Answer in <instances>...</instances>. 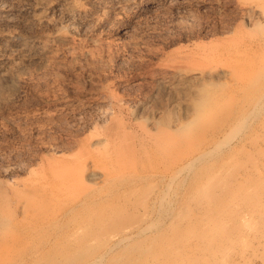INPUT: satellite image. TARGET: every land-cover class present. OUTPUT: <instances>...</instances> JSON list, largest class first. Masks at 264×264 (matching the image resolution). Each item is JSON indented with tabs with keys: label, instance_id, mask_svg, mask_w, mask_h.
<instances>
[{
	"label": "rangeland",
	"instance_id": "rangeland-1",
	"mask_svg": "<svg viewBox=\"0 0 264 264\" xmlns=\"http://www.w3.org/2000/svg\"><path fill=\"white\" fill-rule=\"evenodd\" d=\"M34 1L0 0V48L17 34L46 50L0 78V264H130L143 251L169 264L154 232L176 221L182 238L207 170L264 189V0H41V22ZM237 251L234 264H264L248 236Z\"/></svg>",
	"mask_w": 264,
	"mask_h": 264
},
{
	"label": "bare ground",
	"instance_id": "bare-ground-1",
	"mask_svg": "<svg viewBox=\"0 0 264 264\" xmlns=\"http://www.w3.org/2000/svg\"><path fill=\"white\" fill-rule=\"evenodd\" d=\"M31 7V20L36 22L48 20L47 11L44 10L46 5L43 1L35 0ZM254 11L260 15L264 14L263 10ZM14 35L17 36V34ZM14 35L2 34V36L8 38V47L0 48V78L3 79L13 75L15 71L21 68L23 59L32 58V55H36V53L44 54L46 51L44 46L39 42L32 46L30 45V38L24 36L14 38ZM262 42L264 43V38ZM255 100L256 99L254 98V101ZM213 104H217L216 100L213 101ZM244 114V109H239L237 110L236 118L241 117ZM200 117L203 118V116ZM201 124L195 120L182 124L180 129L182 128L183 136H185V139L183 138V140L192 143L193 140L196 139L193 132L199 129ZM195 136L197 137V135ZM224 140L227 141L228 139ZM217 143L218 141H216L208 151H215L219 147ZM204 153L205 151L202 149L197 151L194 153L195 155H191L192 157L190 156L191 158H188V160H183L184 162L179 166V169H177L180 172L182 170H188L195 161L203 157ZM233 162L234 159L229 158L226 163L233 165ZM253 168L256 172H260L261 170H264V164L259 166L258 162ZM178 170H173V173H179ZM89 172V176L92 177L96 171L90 170ZM221 172H225L221 171V167L218 169L207 170L204 175V181L202 180L203 182L200 181L198 183L197 188L194 190L195 192L192 194V198L194 197V200H200L202 204L204 203L206 209L204 208V210H202L203 212L199 210L198 214H194L193 217H186V230L182 235V238H178L179 234L176 221L170 222L167 227L163 229L168 233L163 232L161 229H157L156 232H154L159 250L161 252L163 251L162 253H165L166 250L172 254L171 258H173V262H168L169 264H234V259H244V253L242 251H237L234 254H231L230 248L246 236L252 238L253 242L257 245H263L264 249V204H261L264 203V201H262L264 200V189L260 190L254 188L251 186L252 183L248 184L244 179L240 180L235 185L227 186L224 185V183L222 185L221 181H223V173L221 174ZM243 172H248V169H244ZM176 174L173 176L171 172L172 177L170 176L168 178L174 179ZM254 184L259 185L260 183L255 182ZM213 186H218V189H222L221 194L217 197L216 193L218 189L214 190ZM75 230L78 231V228L76 227ZM136 232V234H141L144 232V228L138 226ZM109 236L115 238L113 234H110ZM112 237L110 238L113 239ZM120 237V242H122L124 237L122 235ZM118 242L116 243L119 244ZM254 249L255 246H252L250 253L256 252ZM145 253L147 252L143 251V254L140 253L141 257L143 255L144 257H135L136 259L134 262L132 260L131 263L167 264L164 258L165 256L167 257L168 254L166 255L165 253V255H163L164 258H157L155 255H150L154 258H147V260H145ZM112 264L127 263L122 260L121 256H115L112 259Z\"/></svg>",
	"mask_w": 264,
	"mask_h": 264
}]
</instances>
